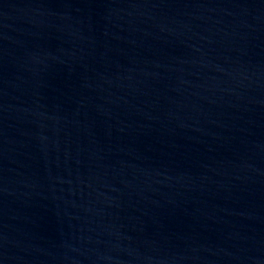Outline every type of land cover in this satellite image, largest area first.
<instances>
[{
  "label": "water",
  "instance_id": "95a60500",
  "mask_svg": "<svg viewBox=\"0 0 264 264\" xmlns=\"http://www.w3.org/2000/svg\"><path fill=\"white\" fill-rule=\"evenodd\" d=\"M0 264H237L147 0H0Z\"/></svg>",
  "mask_w": 264,
  "mask_h": 264
}]
</instances>
